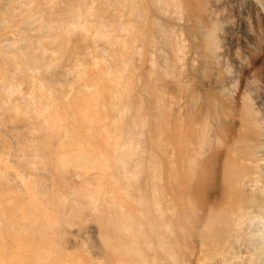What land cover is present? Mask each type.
<instances>
[{
	"label": "bare ground",
	"instance_id": "1",
	"mask_svg": "<svg viewBox=\"0 0 264 264\" xmlns=\"http://www.w3.org/2000/svg\"><path fill=\"white\" fill-rule=\"evenodd\" d=\"M150 15L173 21L182 52L173 60L186 59L191 79L218 69L202 84L200 116L173 98L176 153L165 152L167 162L184 152L188 179L203 189L207 229L226 209L236 229L252 217L233 264H264V251L255 253L264 246V0H0V264H138L133 257L147 262V246L172 264L159 163L138 139L147 112L157 119L162 110L159 95L154 105L137 97L142 73L132 63L138 51L146 69L160 66L143 58ZM149 38L150 52L163 53V31ZM246 190L260 199L245 202ZM93 219L98 253L81 232Z\"/></svg>",
	"mask_w": 264,
	"mask_h": 264
},
{
	"label": "rangeland",
	"instance_id": "2",
	"mask_svg": "<svg viewBox=\"0 0 264 264\" xmlns=\"http://www.w3.org/2000/svg\"><path fill=\"white\" fill-rule=\"evenodd\" d=\"M161 18L163 17L159 16V19L155 20V18H153L150 15L148 28L152 30L151 32L157 33L161 30L163 31L164 39H162L161 41L163 45V53L153 54L150 52V47H151L150 44H152V41L149 38V35L151 34V32H147L149 35L146 37L145 49L143 51L144 54L143 58L146 59L147 57L153 55L152 59H157L160 63V66L155 69L148 70L144 67L143 62H139V55H137L138 51L137 52L134 51V53L132 54V58H133L132 63L134 65V68L139 74L142 73L143 76V78L142 76H140L141 79L139 81L140 83H138L136 86V92L137 91L139 92V96L137 97L140 98V100L145 101L146 105H149L151 101L154 103L152 99L153 94H155V96L159 95L160 96L159 100H161L160 103V107L162 109L161 113H159L158 115H157L158 112L155 113L158 116L157 119H155L150 115L149 111L147 112V116H146L147 121L145 123L144 133L143 135H140L138 137V139H142V141L144 140L145 143L144 145L146 147V150L154 151V154L156 155L160 167V168L158 167L159 169L156 170L158 172L155 173L157 174L160 173L159 175H161L162 178L159 177L161 183L160 181L156 183V185L158 184V186L156 187L159 188L158 189L159 191L163 190L162 191L163 193L162 192L159 193L161 194L162 197L158 194L161 199L159 197L158 198L159 201L161 200L159 202L160 204L159 206L161 207L164 206L163 207L164 210L161 209L162 211H164V215L160 214L161 215L160 216L158 213L154 215L155 216L159 215L160 218L163 219L167 218L169 220L173 218L169 222L170 225H168V231L170 233L169 232L167 233L168 237L167 236L165 237L166 238L165 240L167 241L164 242L165 244L167 243L166 249L168 248L167 251L168 253L170 252L169 257L172 255L170 257L172 264H233L234 260L239 256L240 252L242 251L241 246L243 245L244 247L245 243L247 245V241L249 240V232H250L249 230L253 229L252 227H250L252 226L251 225L252 217H247L246 219L247 223L245 222L243 226L240 227V229H236L234 228V226L232 227L233 223H231L232 225L228 224L229 217L227 215L229 213L226 215L228 211L227 209L226 210L224 209L225 210L223 211L224 215L223 214L222 215L226 217H224L221 221L219 220L217 221L213 215L211 227H208L207 229L204 223L205 212L203 207L204 206L203 189L201 188L200 186L201 184H199V182L197 181H196L197 183L195 181L190 182V180L188 179L187 164L185 161V157L183 155L184 153L183 150H182L183 153L181 152L182 154L177 152L176 156L174 155L175 160H173L172 162L174 161L175 162L172 164V166H171V162L169 163L167 162L169 159L167 160L165 157L166 154L172 153L171 147L174 150V145H172V134L170 133L171 132L170 121L173 114L172 109L174 108L172 106L174 102L173 98L179 99L184 97L190 103L189 106L190 113H192L193 116L195 115V117L200 116L202 111L205 110L204 109L205 91L202 89V84L204 81L206 82L207 80H209V76L218 75V69L216 67L210 66L208 68L207 73L199 74L197 78L191 79V76L187 74L188 70H186L185 67L186 59L184 61L182 60L183 62H181V66L179 65L177 66L178 63L176 64L173 60V57H176L177 55L178 57H181V53H182L180 52L179 49L180 40L171 33V31H174L175 29L174 23L171 20L169 21V19L167 18L166 20L165 17L163 19ZM157 45L161 46L160 43H158ZM214 68H216L217 70H215ZM219 75L221 74L219 73ZM180 111H181L180 113H176V114L178 115L179 118H183L186 110L182 111V109H180ZM211 112L213 114V119L215 120V122L220 126V128H222L223 120H222V116H219L221 112L216 107L213 108ZM152 132H153V137L150 138L152 136ZM151 139L155 140L154 145H152ZM180 139L184 140L185 136L183 135V137ZM165 152L166 154L164 155ZM174 153H176L175 150ZM145 157H149V156L146 155ZM148 171L149 169L147 168V173ZM147 173H145L143 178L146 179ZM170 174L173 175L172 176L173 178L171 177ZM167 177H170L169 179H173L175 182L173 180L170 181L168 180L169 181L168 182L166 180ZM140 181H142V178ZM193 183L194 184L196 183V185H194ZM178 186H180V188H178ZM181 194H183V196ZM242 196H243L242 200H244L245 202H254L260 199L259 198L260 195L256 193L254 190L252 191L246 190L243 192ZM180 201L182 202L180 203ZM171 205L173 206V208H170ZM174 206H176L175 207L176 210ZM165 208L174 209V210L167 213L165 212V210L168 209ZM181 210L185 211V213L183 214L188 215L186 216L187 218L185 217L188 220H184L185 218L179 219L180 215H178V213H182ZM174 211L175 213L172 214V212ZM192 211L196 213L193 214ZM154 215L152 216V219L154 220L153 222H155V225L157 224L159 225L157 226V228H155V230L157 229L156 232L158 231V229H160V231L155 234L158 235L160 233L158 235L160 237L162 234L160 239L164 238L163 237L164 231L161 229L162 227L160 226L162 224L160 223V220H158L159 216L155 217ZM163 219H161L162 223H163L162 221ZM169 220H165V222L167 223V221ZM171 222L173 225L171 224ZM219 222H223L224 224L223 223L220 224ZM226 223L230 225L229 227H231V230L233 229L232 231L229 232V229L227 230L228 225L226 228L223 227L225 230L223 228L221 229V225L223 224L224 226L226 225ZM92 224L97 225L94 219L87 220L81 232H86L88 234L87 238H89L90 241V246H89L91 248L90 250L95 253H98L100 252V247H101V241L99 238L100 234H99L98 226L93 228ZM170 226L172 229H169ZM220 229L221 232L219 231ZM240 231H242L241 234ZM150 233H154V231L152 230V232ZM217 233L220 234V235L218 234V236H220L219 238L222 239L218 238ZM155 234H150L152 235V237L148 235L149 238L150 237L153 238V239L150 238V241L155 239L154 238ZM80 235L81 234H78L76 237ZM71 236L72 235L70 234L66 236L67 238L65 243H68L72 239ZM145 240L148 241V239ZM165 240L161 239V244H164L162 243V241ZM150 241L148 244L151 243ZM154 243L157 244L156 242ZM161 244H158L157 248L159 251L161 250L160 252L162 253L163 246L165 244L164 245ZM263 245L264 244H262L261 246ZM147 249L148 250H146V248L143 247V252L144 253L147 252L148 255L147 262L144 259H141L139 256L133 257V262H136L138 264H152V262L156 260L153 259V257L156 256V254L153 250V247L150 248L147 246ZM170 249L171 251H169ZM263 251H264V246L262 248H258V251L255 253L256 255L261 254L263 256ZM161 253L159 254L157 253V255L160 256ZM122 260L124 262L128 261L126 258L123 257ZM158 261L159 260L157 259L154 264L157 263L161 264L160 261L159 262Z\"/></svg>",
	"mask_w": 264,
	"mask_h": 264
}]
</instances>
